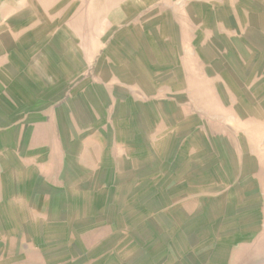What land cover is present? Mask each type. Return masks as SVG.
Masks as SVG:
<instances>
[{
	"label": "rangeland",
	"instance_id": "374dc122",
	"mask_svg": "<svg viewBox=\"0 0 264 264\" xmlns=\"http://www.w3.org/2000/svg\"><path fill=\"white\" fill-rule=\"evenodd\" d=\"M0 264H264V0H0Z\"/></svg>",
	"mask_w": 264,
	"mask_h": 264
}]
</instances>
